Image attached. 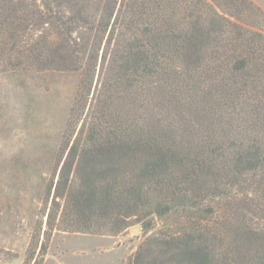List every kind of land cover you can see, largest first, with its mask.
Segmentation results:
<instances>
[{"label":"trees","instance_id":"trees-1","mask_svg":"<svg viewBox=\"0 0 264 264\" xmlns=\"http://www.w3.org/2000/svg\"><path fill=\"white\" fill-rule=\"evenodd\" d=\"M45 71L79 81L22 264L44 263L55 230L135 225L125 264H264L263 8L0 0V72Z\"/></svg>","mask_w":264,"mask_h":264},{"label":"rangeland","instance_id":"rangeland-1","mask_svg":"<svg viewBox=\"0 0 264 264\" xmlns=\"http://www.w3.org/2000/svg\"><path fill=\"white\" fill-rule=\"evenodd\" d=\"M78 81L71 72H0V259L10 258L0 264H22L34 228L41 224V237L46 230L55 153ZM141 234L140 225L116 236L55 230L43 264H125Z\"/></svg>","mask_w":264,"mask_h":264},{"label":"water","instance_id":"water-1","mask_svg":"<svg viewBox=\"0 0 264 264\" xmlns=\"http://www.w3.org/2000/svg\"><path fill=\"white\" fill-rule=\"evenodd\" d=\"M134 232H137V229H134Z\"/></svg>","mask_w":264,"mask_h":264}]
</instances>
